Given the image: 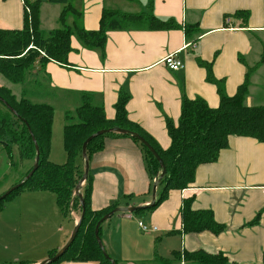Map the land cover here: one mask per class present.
<instances>
[{"label":"crops","instance_id":"crops-1","mask_svg":"<svg viewBox=\"0 0 264 264\" xmlns=\"http://www.w3.org/2000/svg\"><path fill=\"white\" fill-rule=\"evenodd\" d=\"M150 1L0 0V27L22 30L26 13L30 14L31 6L38 4L40 30L51 32L58 28V21L70 3L76 10L75 16L78 15L77 23L86 31H98L105 9L138 14L147 10ZM152 3L157 18L173 19L182 28L109 31L104 56L85 49L73 36V51L68 56L70 66L48 62L39 75L43 89L40 93L35 92L37 83L15 85L1 75L0 87L11 90L17 99L26 96L33 101L55 99L57 93L59 101L70 102L68 98L77 100L81 94H91L111 121L116 118L120 93L125 92L129 95L126 106L129 120L162 150L171 146L167 122L178 125L184 96L192 100L201 98L213 109L220 105L217 87L207 81V71L198 64L199 60L212 64L214 77L225 82L229 97L244 82L246 67L240 58L249 67L258 66L245 104L264 106V0H152ZM185 27L191 30L188 36ZM171 54H176L184 64L183 69L172 71L166 67L164 60ZM40 70L38 67L35 73ZM104 144V149L89 161L93 178L92 209L100 211L116 203L120 205L118 208H142L135 213H116L102 224V244L116 264H186L183 260L175 262L174 256L199 250L222 253L230 264H264L263 143L247 137H231L229 147L220 153L217 162L198 167L190 188L170 191L153 210L148 208L153 201L155 181L147 171L140 148L129 138H107ZM52 147L51 144L50 161L66 163V152L62 156L58 150L56 159L53 157L55 161L51 160ZM4 150L0 144V156ZM21 160L22 168L27 170L29 162L22 157ZM161 189L158 185L157 195ZM24 193L16 194V200L0 209V221L9 211L14 213L16 225L29 226L39 218L38 208H48L49 215L53 214L52 219L59 224L46 242L50 258L52 252H58L68 243L80 216L71 212L68 224L63 227L52 198L45 194L48 192ZM188 198L193 199L194 211H211L215 221L226 230L219 236L209 232L184 234L181 210ZM139 223L150 231L144 232ZM44 259L27 264H38ZM3 260L8 259L3 257Z\"/></svg>","mask_w":264,"mask_h":264},{"label":"trees","instance_id":"trees-1","mask_svg":"<svg viewBox=\"0 0 264 264\" xmlns=\"http://www.w3.org/2000/svg\"><path fill=\"white\" fill-rule=\"evenodd\" d=\"M66 6L68 8H65L62 13L58 21V28L48 33L40 30L38 4L31 6L30 14L26 13L22 30L11 31L0 27L1 76L15 85L27 82L37 83L36 89L41 92L43 89L39 75L42 74V69L48 62H55L63 67L70 66L68 56L73 51L71 46L73 36L85 49L98 51L104 56L109 31H165L182 28L173 19L157 18L153 14L152 0L147 6V10L138 14H125L120 10L105 9L98 31H86L77 23L78 15L75 16L74 7L70 3ZM72 17L75 18L71 25ZM225 25L228 27L227 23ZM184 30L187 36L191 32L187 27ZM194 30L197 31V28ZM240 61L246 67V74L244 82L238 87L233 97L226 94L225 82L214 77L212 64L198 61V64L207 71V81L217 87L220 105L213 109L201 98L192 100L184 96L178 125L169 120L167 122L168 134L171 139V146L168 150H162L146 132L129 120L126 110L129 95L125 92L120 93L115 106L116 118L113 121L106 118L103 107L95 102L91 94H81L77 99L78 103L74 112L66 113L64 150L67 161L62 165L55 164L49 159L54 107L47 103H35L32 98L26 96L17 99L11 90L0 87V97L17 114L11 112L0 101V144L10 152L12 145L19 146L22 159L29 162L30 165L24 173V179L33 169L37 156L33 137L40 151L38 169L22 187L1 201L0 207L7 199L20 191H45L56 196V203L63 216L70 217L72 209L82 214L80 197L75 195V190L85 173L82 148L90 136L101 130L120 128L136 133L154 148L163 161L166 173L159 183L162 189L157 195L155 204L148 208L150 210L162 203L170 191H183L190 188L194 183L198 167L217 162L220 153L229 147L231 137L252 138L264 144V106L250 107L245 104L252 76L258 66L249 67L242 57ZM38 67L41 70L35 73ZM36 89L35 92H38ZM107 138L131 139L142 151L147 171L152 180L155 181L159 178L162 169L158 160L139 140L129 135L109 133L94 138L87 146L88 161L95 153L104 149ZM92 179L89 172L82 187L81 195L85 204V216L80 223L76 240L64 256L52 264L66 261L111 264L99 246L95 227L101 218L120 205L116 203L107 209L94 211L91 207ZM192 203V198L183 201L181 218L184 234L209 232L219 236L226 230L225 226L215 221L211 211H194ZM101 229L102 226L99 231L100 238ZM56 253L52 252L50 258ZM173 259L178 263L183 260L186 264H230L229 258L224 254H210L204 250L194 253L184 252L183 256L176 254Z\"/></svg>","mask_w":264,"mask_h":264},{"label":"rangeland","instance_id":"rangeland-1","mask_svg":"<svg viewBox=\"0 0 264 264\" xmlns=\"http://www.w3.org/2000/svg\"><path fill=\"white\" fill-rule=\"evenodd\" d=\"M19 88H23V86H19ZM36 91L40 93L39 89H36ZM56 96L57 93L55 94V99L50 98L46 101L37 99L40 102L34 101L35 103H47L55 109L52 134V161H55L53 157H56L55 154L57 150L62 156H65L64 126L67 123L66 113L70 111L74 112L78 103L74 97H71L72 99L68 98L70 102H61L59 101L60 97L56 98ZM27 166L29 167L30 165ZM25 172L26 170L22 168L19 146L12 145L11 152L5 149L0 156V195L5 194L12 189V187L18 185L24 179ZM19 193H21V191ZM45 194L52 198L53 208L58 212L59 218L61 217V226L65 227L69 222V218L63 215L61 216V213H59L55 195L50 192ZM16 197V195H13L11 198L7 199L0 208L7 207ZM70 207L72 208V204ZM71 211L74 210L72 209ZM49 212L50 210L48 208H38L36 214H38L39 218H35L29 226L16 225L17 219H14V213H10L9 211L4 213L0 221V264H27L29 261L44 259V257L47 256L42 262L38 263L41 264L49 259V248L46 242L50 234L56 231V227L59 225L54 222V219H52L54 215H49ZM74 212L78 217L81 216L78 211ZM3 257L8 260H3Z\"/></svg>","mask_w":264,"mask_h":264},{"label":"water","instance_id":"water-1","mask_svg":"<svg viewBox=\"0 0 264 264\" xmlns=\"http://www.w3.org/2000/svg\"><path fill=\"white\" fill-rule=\"evenodd\" d=\"M0 101L2 103H4L6 105V107L11 112H13L15 115H17L16 112L14 111V109H12L10 107V105L3 98L0 97ZM29 130H30V128H29ZM109 133L129 135V136H131V137L139 140V142L141 144H143L155 156V158L158 160V162H159V164L161 166L162 172H161L159 178H157L155 180V182H154L153 193H152V199H153V201H152V204L151 205H154L155 204L156 197H157V187H158L161 179L164 177V175L166 173V169H165V165H164L163 161L159 157L158 153L154 150V148L144 138H142L138 134L132 133L130 131L123 130V129H120V128H111V129H108V130H101V131L97 132L96 134H93L83 144L82 154H83V158H84V162H85V173H84V176H83L82 180L79 182V184H78V186H77V188L75 190V195H77V196L80 197L81 206H82V214L80 216V221L76 225V227L74 228V231H73L72 236H71L70 240L68 241V243L61 250H59L53 257L49 258L48 260H46L45 262H43L41 264H52V263H55L56 261H58L59 259H61L64 256V254L69 250V248L73 245L74 241L76 240V237H77L78 232H79V229H80V223H81V221L83 220V218L85 216V204H84V201L82 199V195H81L80 190H81V186L86 182V180L88 178V175H89V161H88V158H87V146H88V144L94 138L100 137L102 135H106V134H109ZM33 141H34L35 148H36V152H37V156H36V160H35L33 169L25 177V179L22 182H20L16 186L12 187V189H10L5 194H3L2 196H0V202L3 201V200H5L13 192H15L20 187H22L25 184V182L28 181L33 176V174L35 173V171L38 169V167H39V159H40V151H39V147H38V145H37L34 137H33ZM140 209H142V208L141 207L115 208L114 210H112L111 212H109L108 214H106L103 218H101V220L97 223V225L95 227L96 239H97V241L99 243L100 248L103 251V254H104L105 258L108 259L111 262V264H116V263L109 257V255L105 251L104 246H103L102 241H101V238H100V235H99V231H100V228H101L102 224L104 222H106L107 220H109L116 213H119V212L135 213V212L139 211Z\"/></svg>","mask_w":264,"mask_h":264},{"label":"built area","instance_id":"built-area-1","mask_svg":"<svg viewBox=\"0 0 264 264\" xmlns=\"http://www.w3.org/2000/svg\"><path fill=\"white\" fill-rule=\"evenodd\" d=\"M30 1L35 2L36 0H30ZM164 64L166 65L168 69L172 71H179L184 68V64L180 60L177 59L176 54H171L167 56L164 60ZM71 212H74V211H71ZM139 225L144 232L150 231V228L145 226L143 223H139ZM153 230H156V228Z\"/></svg>","mask_w":264,"mask_h":264}]
</instances>
